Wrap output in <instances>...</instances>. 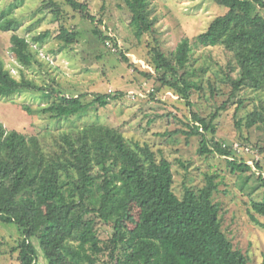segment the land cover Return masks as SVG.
<instances>
[{
    "label": "trees",
    "instance_id": "1",
    "mask_svg": "<svg viewBox=\"0 0 264 264\" xmlns=\"http://www.w3.org/2000/svg\"><path fill=\"white\" fill-rule=\"evenodd\" d=\"M65 1L95 24L94 31L103 43L115 44L114 37L104 32L96 17L87 12L85 3ZM214 1L229 11L214 19L195 38L205 46L217 45L232 30L236 6L254 10L258 35L255 46L236 49L221 72L222 82L231 87L229 102L242 88L261 92L260 102L248 114L246 126L264 124V16L254 7L259 4L264 9V3ZM122 2L138 39L154 31L156 17L151 0ZM50 5L58 12L61 10L54 1ZM16 24L13 20L1 23L4 29L13 30L11 52L24 67L43 68L35 44L43 42L50 32L34 36L32 43L18 32ZM57 38L67 45L78 43L79 32L61 27ZM191 51V40L185 37L169 53L159 44L151 46L147 57L148 63L160 73L157 80L161 85L190 104L194 89L203 87L190 78ZM119 54L134 65L124 52ZM53 82L40 85L25 75L18 79L0 59V96L23 90L42 91L49 101L42 110L51 117L86 113L93 105L106 106L123 96L119 92L97 93L86 101L83 93L72 96L58 93ZM54 95L57 97L52 99ZM192 114L195 123L191 125V133L201 135V154L216 152L226 156L233 172L254 171L248 160L237 158L247 146L239 143L235 147L209 139L208 132H216L214 120L218 110L209 119L195 110ZM50 137L47 141L41 134L8 130L0 119V220L15 223L21 232L17 245L8 252L11 255L17 252L20 264H37V246L48 264H98L100 254L104 255L103 264L249 263L248 255L236 248L222 229L221 206L213 201L218 189L215 175L207 176L206 184L199 189L186 186L183 197H179L173 188L171 161L158 160L149 144L130 142L117 127L97 122L52 132ZM254 164L263 168L259 159H254ZM257 179L264 186L262 173ZM250 212L252 220L264 228V222L255 215L264 217V199H252ZM100 223L111 228L110 238L103 245L96 236ZM74 243H80L88 253H82Z\"/></svg>",
    "mask_w": 264,
    "mask_h": 264
},
{
    "label": "rangeland",
    "instance_id": "2",
    "mask_svg": "<svg viewBox=\"0 0 264 264\" xmlns=\"http://www.w3.org/2000/svg\"><path fill=\"white\" fill-rule=\"evenodd\" d=\"M50 1L58 3L61 10L58 12ZM79 1L87 5V12L96 17L98 26L114 37L115 44L113 41L103 43L94 31L95 24L65 0H0V59L18 79L25 75L40 85L54 79L58 93L61 91L66 96L83 93L86 101L92 100L97 93L119 92L123 96L106 106L93 105L86 113L51 117L42 110L49 102L42 91L23 90L0 96L1 121L8 130L41 134L47 141L52 132L97 122L117 127L130 142L149 144L158 160L171 161L173 188L179 197H183L186 186L199 189L206 184L207 176L215 175L218 189L213 201L220 203L223 231L236 248L248 255V264H264V228L252 220L250 212L252 199H264V186L257 179L259 172L264 171V124L246 126L247 116L259 104L262 94L242 88L229 102L231 87L222 82L221 72L236 49L255 46L258 35L254 10L244 5L236 6L232 30L217 45L205 46L195 38L214 19L229 11L214 0H151L156 17L154 31L141 39L132 31L129 11L122 0ZM254 7L264 16L261 5ZM9 20L16 21L18 32L32 43L34 36L50 32L43 42L35 44L44 62L43 68L24 67L18 63L11 52L13 30L1 25ZM61 27L79 32L78 43L67 45L57 38ZM185 37L192 43L188 65L190 78L203 86L194 89L191 104L172 89L162 86L157 80L160 73L147 61L151 46L159 44L169 53ZM121 51L134 65L121 57ZM192 110L208 119L218 110L214 120L216 132H208L209 139L251 147L253 151L242 150L237 158L249 160L254 168L253 175L250 171L233 172L226 156L216 152L200 153L201 135L191 133V125L195 123ZM254 159L261 160L263 168H257ZM255 215L264 222L263 216ZM110 234L108 225L100 223L97 226L99 244L103 245ZM20 235L15 223L0 220V240H4L0 244V264H20L17 252L8 253L17 245ZM74 246L88 253L80 243ZM37 248V264H48L39 246ZM98 256L101 259L98 264H103L104 255Z\"/></svg>",
    "mask_w": 264,
    "mask_h": 264
},
{
    "label": "built area",
    "instance_id": "3",
    "mask_svg": "<svg viewBox=\"0 0 264 264\" xmlns=\"http://www.w3.org/2000/svg\"><path fill=\"white\" fill-rule=\"evenodd\" d=\"M262 2L264 3V0H262ZM238 145H239V144H236V143L234 144L235 147H238ZM245 149H246V150H245L246 153H247L248 151H249V152L252 151V149H251L249 146H247ZM248 161H249V160H248ZM248 161H247V162H248ZM248 163H249V162H248ZM249 164H250V163H249ZM250 165H252V164H250ZM259 173H262L263 176H264V171H260Z\"/></svg>",
    "mask_w": 264,
    "mask_h": 264
}]
</instances>
